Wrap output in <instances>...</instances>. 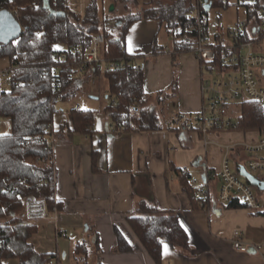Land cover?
I'll use <instances>...</instances> for the list:
<instances>
[{"label": "crops", "instance_id": "0c3cea01", "mask_svg": "<svg viewBox=\"0 0 264 264\" xmlns=\"http://www.w3.org/2000/svg\"><path fill=\"white\" fill-rule=\"evenodd\" d=\"M69 6L72 8L70 2ZM170 37L159 21L147 19L133 24L125 45L128 53L138 55L146 76L145 90L163 123L174 113L193 116L201 111L206 104L203 83L218 77L205 72L193 54H174L176 47ZM11 66L8 59L0 60V94L11 89L10 75L5 74ZM98 78L90 83L97 89L103 80ZM87 85L82 83V91L73 99L84 94ZM103 90L109 99L108 83ZM240 107L241 101L222 106L220 114L235 122ZM77 108L85 109L80 103L71 109L62 107L54 119L55 197L62 207L49 214L51 219L35 223L38 232L31 243L40 254H57L61 264H157L128 222L143 201L156 206L161 215L178 217L189 235L187 253L163 246V264H264L263 257L253 251L239 252L233 243L238 232L248 246H264V207L252 213L223 206L218 201L221 183L216 175L227 147L234 172L241 176L243 168L247 171L252 157L243 144L259 140V131H214L207 139L195 131L163 132L165 127L162 131L119 133L107 120L104 108L102 113L96 110L94 135L60 131L64 123L71 127L70 111ZM10 130L11 123L0 119V134ZM184 169L188 175L183 174ZM183 176L203 189L207 208L195 207L190 201ZM257 178L264 182V174ZM259 197L264 203L263 193ZM116 230L125 237L130 252L119 250ZM84 243L87 250L78 255L75 248ZM5 264L19 262L14 259Z\"/></svg>", "mask_w": 264, "mask_h": 264}, {"label": "trees", "instance_id": "16d2710c", "mask_svg": "<svg viewBox=\"0 0 264 264\" xmlns=\"http://www.w3.org/2000/svg\"><path fill=\"white\" fill-rule=\"evenodd\" d=\"M48 1L51 9L47 10L44 8L47 0H0V14L11 12L17 24L23 28L18 40L6 44L0 42V60L8 59L12 68L19 66L10 75L11 89L0 94V119L11 123L10 133L0 134V264L14 259L19 264H61L57 254H40L31 243L38 226L26 221L22 201L27 196L44 200L49 214L62 207L55 197L54 150L47 141L30 139L52 135L54 119L59 112L57 98L65 102L76 96L82 91V83H91L90 75L95 71L98 77L105 78L108 83L112 102L103 109V113L118 128L119 133L164 129L163 120L156 108L152 107L151 96L145 90L144 69L102 72L91 65L81 64V59L75 56H70L69 62L56 63L57 54L70 55L72 49L77 47L87 50L92 45L93 36L101 34L103 24L98 0H90L83 14L73 11L69 0ZM113 1L117 5L121 3L127 14L120 16L118 22L108 18L116 27L114 36L108 39V51L105 54L108 61L131 56L125 45L128 32L135 22L153 19L168 31L177 26L188 29L192 24L189 17L199 2L212 3L210 11L205 6L202 8L208 20L212 10L229 7V0H148L146 9L132 12L133 7L139 6L140 0ZM51 11L66 15L57 17ZM246 16L247 25L253 27L251 30L244 28V35L234 38L237 46L256 41L254 37L257 33L253 29L257 26L256 10L249 3L246 4ZM263 37L261 35L258 39ZM235 52L239 54L240 49ZM230 55V51L217 50L218 72L231 71L221 65L222 60ZM55 64L60 67V82L57 86L53 84L51 74H43L45 69ZM80 69H83L82 74ZM96 114V110L72 109L71 127L68 122L64 123L60 131L68 129L72 134L92 136L95 134ZM46 129L50 132L45 133ZM236 129L257 130L263 136L262 106L252 101H241L240 116L233 122L232 130ZM95 154L94 172L97 171ZM182 185L194 206L202 207L196 198V190L186 176L182 178ZM257 190L260 194L264 193ZM203 201L207 208L208 202L205 198ZM227 207L245 208L240 201ZM128 222L157 264H163L162 249L165 244L182 253H187L191 248L189 235L180 219L174 215H161L156 206L140 202L135 215ZM115 233L119 250L122 253L130 252L131 247L123 234L118 230ZM75 249L81 255L87 250L86 244H78Z\"/></svg>", "mask_w": 264, "mask_h": 264}, {"label": "built area", "instance_id": "2783aa9c", "mask_svg": "<svg viewBox=\"0 0 264 264\" xmlns=\"http://www.w3.org/2000/svg\"><path fill=\"white\" fill-rule=\"evenodd\" d=\"M255 3H249L256 10L257 26L253 28L256 41H247L237 46L234 38L244 35L246 28L251 30L247 24L233 30H224L221 26H210L208 18L203 14L202 8L205 2H199L195 11L190 15L189 20L192 24L188 29L177 26L176 29L169 31L173 38L176 51L174 54H193L201 62L202 69L214 77L217 73L218 77L213 80H206L203 83V94L206 104L201 111L193 116L186 113H174L165 120L163 132H197L204 139L214 131L229 130L233 128V122L225 120L220 114L222 106H229L239 101H252L262 106L264 111V53H261L264 47V0H255ZM102 32L93 36L92 45L85 50L83 47L72 49L71 54L59 53L56 55V63L69 62L70 56L81 59V64L91 65L98 68L102 72L109 70H135L143 69L138 62V55L120 57L114 60H107L105 54L108 51V39L115 34V25L108 21L105 16L101 19ZM227 50L232 55L225 57L221 65L231 69L229 72H218L217 50ZM240 49V53L235 50ZM234 68H237L234 70ZM19 69L15 66L5 73L6 76L11 75L13 71ZM233 69V70H232ZM59 65H52L50 69H45L43 74L52 76L53 84L57 86L59 79ZM83 69H80V74ZM92 83H96L99 78L95 71L91 73ZM56 101L59 103V99ZM80 111V108H77ZM46 132L50 130L46 129ZM49 137V138H48ZM30 139H40L47 141L53 150L54 136L40 135ZM244 151L252 157L247 165V172L259 175L264 174V135L257 141L243 144ZM183 174L188 175L187 169L183 170ZM221 183L218 201L223 206L229 205L235 201H240L246 209L252 213L260 212L264 207L263 201L259 197L258 188L250 185L243 177L234 172L232 161L230 158V150L227 147L224 155L222 167L216 174ZM214 174V177H216ZM196 190V198L205 208L203 201L206 194L201 191L200 187L192 185ZM25 208L26 221L38 223L41 220H49V213L44 200H38L34 196H27L22 199ZM53 220L56 219L52 218ZM234 247L239 252H250L258 254L264 259V246H248L243 242L241 233H235L233 241Z\"/></svg>", "mask_w": 264, "mask_h": 264}, {"label": "rangeland", "instance_id": "374dc122", "mask_svg": "<svg viewBox=\"0 0 264 264\" xmlns=\"http://www.w3.org/2000/svg\"><path fill=\"white\" fill-rule=\"evenodd\" d=\"M70 5L72 8H77L78 13L83 14L86 10V6L89 4L90 0H69ZM113 0H98V4L100 7V18L107 16L110 19V16L112 20L115 22H118V19L120 16L127 14V11L123 10L124 6L122 4L118 3V5ZM255 0H229V7L224 9L221 7H218L217 9L212 10L209 13V24L210 26H221L224 30L228 29H236L240 28L243 25L247 24L248 16H246V4L248 3H255ZM115 4L118 6L117 10L114 12H110V9L112 5ZM146 9V5L144 3V0H140L138 7H133L131 10L132 12H137L139 10ZM74 11V9H72ZM253 25H248L250 28ZM173 41V38L170 37ZM264 43V42H263ZM62 49V47H59ZM261 53H264V47L261 50ZM212 77V75L210 74ZM100 88H94L90 84L85 87L84 91L85 93L79 94L74 99L71 98L68 101L65 102H59L57 104L58 110L60 108L67 107L68 109H71L72 107H75L76 103H80L85 109L87 110H97L99 113H102V109L105 107V105L112 102V99H107V95L104 94V90L107 88V82L105 78L100 83ZM262 86H264V80L262 82ZM93 96H96L99 98L98 101H95L92 99ZM8 134V133H7ZM261 175V174H259ZM257 175V177H259ZM264 195V193H263ZM91 263V262H90ZM92 264V263H91Z\"/></svg>", "mask_w": 264, "mask_h": 264}, {"label": "water", "instance_id": "95a60500", "mask_svg": "<svg viewBox=\"0 0 264 264\" xmlns=\"http://www.w3.org/2000/svg\"><path fill=\"white\" fill-rule=\"evenodd\" d=\"M205 9L210 11L212 8V3L205 2ZM45 9H51L49 6V1L47 0ZM115 11V6L112 5L110 12ZM52 15L57 17L65 16V13H56L51 11ZM23 28L21 24H17L15 15L11 12L5 11L0 14V41L4 44L18 40ZM241 176L250 184L256 186L259 190L264 192V182L260 181L253 174L247 172L244 168L241 170Z\"/></svg>", "mask_w": 264, "mask_h": 264}]
</instances>
